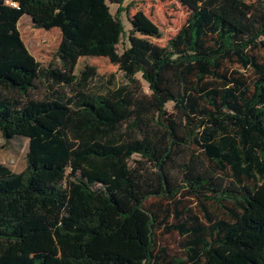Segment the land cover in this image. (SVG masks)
Here are the masks:
<instances>
[{"label": "trees", "instance_id": "obj_1", "mask_svg": "<svg viewBox=\"0 0 264 264\" xmlns=\"http://www.w3.org/2000/svg\"><path fill=\"white\" fill-rule=\"evenodd\" d=\"M13 1L0 0V133L28 149L24 171L0 163V264H46L10 250L49 234L64 264H264V0H178L190 13L166 45L130 30L121 52L108 1L123 0ZM25 14L60 29L59 67L25 46ZM85 56L127 83L93 90L95 68L74 72ZM54 111L60 131L40 120ZM153 197L167 206L146 207Z\"/></svg>", "mask_w": 264, "mask_h": 264}, {"label": "rangeland", "instance_id": "obj_2", "mask_svg": "<svg viewBox=\"0 0 264 264\" xmlns=\"http://www.w3.org/2000/svg\"><path fill=\"white\" fill-rule=\"evenodd\" d=\"M108 5L111 13L122 22L125 35L122 36L118 45L119 52L127 46L126 33L133 30L135 35L145 37L149 41L164 46L173 37L189 16V9L178 0H123L121 4L110 3ZM137 22L135 29L130 21ZM18 30L21 38L29 50L42 66L52 65L59 67L60 59L57 49L61 41V31L58 27L49 30L37 27L29 15H23L18 21ZM87 66L95 68L96 76L89 81V87L96 91L115 88L118 85L127 83L123 72L118 66L111 63L108 58L97 56H85L79 58L75 67V74ZM140 78V75L137 74ZM142 88L149 92L147 85L141 81ZM41 83V82H40ZM39 89L35 91L37 96H43L47 92L44 84H39ZM169 111L172 110V103L167 104ZM65 113L54 111L40 117L41 122L54 131L62 129ZM28 149V139L22 136H14L5 140L0 133V163L8 166L14 172H22L27 166L26 152ZM159 204L161 208L167 206V202L160 198H149L145 206L158 212ZM193 211L201 218H204L201 208L193 200L190 204ZM213 218L223 216V210L218 204L209 205ZM175 217H169L167 223H176ZM160 246L166 247L170 256L184 258L181 237L176 232H160L157 235ZM12 250V251H11ZM10 253L27 255L30 257H45L46 264H64L58 247L52 235L40 237L38 241L16 242L11 247Z\"/></svg>", "mask_w": 264, "mask_h": 264}, {"label": "built area", "instance_id": "obj_3", "mask_svg": "<svg viewBox=\"0 0 264 264\" xmlns=\"http://www.w3.org/2000/svg\"><path fill=\"white\" fill-rule=\"evenodd\" d=\"M8 4H11L13 6H16V3L13 0H6Z\"/></svg>", "mask_w": 264, "mask_h": 264}]
</instances>
